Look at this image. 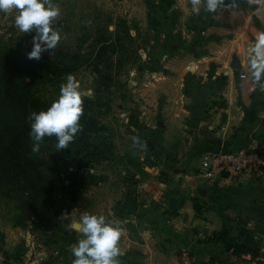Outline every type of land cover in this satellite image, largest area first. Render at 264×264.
<instances>
[{
    "label": "crops",
    "instance_id": "0c3cea01",
    "mask_svg": "<svg viewBox=\"0 0 264 264\" xmlns=\"http://www.w3.org/2000/svg\"><path fill=\"white\" fill-rule=\"evenodd\" d=\"M229 5L217 9L207 56L164 58L146 69L151 86L139 89L148 101L140 107L155 115L149 146L165 160L134 184L132 214L116 217L120 264H175L184 249L198 264H264V174L206 179L201 170L208 153L264 141V90L251 78L248 52L264 32V0Z\"/></svg>",
    "mask_w": 264,
    "mask_h": 264
},
{
    "label": "rangeland",
    "instance_id": "374dc122",
    "mask_svg": "<svg viewBox=\"0 0 264 264\" xmlns=\"http://www.w3.org/2000/svg\"><path fill=\"white\" fill-rule=\"evenodd\" d=\"M54 2L60 14L53 27L61 35L54 49L76 50L82 39L83 51L90 57L104 33L113 69L106 70L109 78L101 82L100 67L91 60L81 62L73 72L48 76L34 87L51 106L67 76L74 75L84 94L82 129L69 148L56 152V227L45 231L31 223L15 225L17 203L0 201V264H73L72 248L83 238L73 229V221L84 213L116 220L118 213L132 214L134 184L152 177L151 167L163 166L165 160L154 157L149 146L146 125L155 115L150 117L140 107L148 101L139 89L151 86L152 75L146 69L164 58L182 61L196 52L207 56L212 52L208 42L217 39V10L206 12L203 0L199 12L193 11L192 0ZM16 15L17 10L0 12V49L33 46L35 33H21L15 26ZM155 177L162 176L153 173Z\"/></svg>",
    "mask_w": 264,
    "mask_h": 264
},
{
    "label": "trees",
    "instance_id": "16d2710c",
    "mask_svg": "<svg viewBox=\"0 0 264 264\" xmlns=\"http://www.w3.org/2000/svg\"><path fill=\"white\" fill-rule=\"evenodd\" d=\"M87 34L88 31L83 33V43ZM107 41L104 33L101 34L98 48L90 57L83 51L82 39L76 50L52 49L39 60L28 59L32 47L0 49V201L17 203L20 212L14 219L15 225L31 223L37 230L48 231L59 222L54 201L59 175L56 138L45 137L39 153L31 150L29 117L50 107L34 87L48 76L71 73L81 67V62L90 60L100 67L99 80L105 81L109 78L106 70L113 69V61L107 55L110 47ZM242 233L252 243L249 230L243 229ZM250 251L258 253L256 247Z\"/></svg>",
    "mask_w": 264,
    "mask_h": 264
},
{
    "label": "clouds",
    "instance_id": "9594fccd",
    "mask_svg": "<svg viewBox=\"0 0 264 264\" xmlns=\"http://www.w3.org/2000/svg\"><path fill=\"white\" fill-rule=\"evenodd\" d=\"M204 10L214 13L225 0H203ZM239 0H230V7H236ZM193 11L199 12L201 0H192ZM17 10L15 26L21 33L34 32L32 50L28 59L39 60L44 52L54 49L61 35L53 27L60 14L59 5L54 0H0V12ZM251 78L258 88L264 89V32L257 34L255 42L249 47ZM84 94L80 81L72 74L61 85L60 95L47 110L31 113L30 138L32 152L39 153L45 137L56 138L57 151L69 148L82 129L80 124L84 112ZM72 227L83 238L72 248L75 257L73 264H120L122 255L119 241L122 227L119 221L104 215L84 213Z\"/></svg>",
    "mask_w": 264,
    "mask_h": 264
},
{
    "label": "built area",
    "instance_id": "2783aa9c",
    "mask_svg": "<svg viewBox=\"0 0 264 264\" xmlns=\"http://www.w3.org/2000/svg\"><path fill=\"white\" fill-rule=\"evenodd\" d=\"M201 170L206 179H213L219 173L234 179L246 174H264V141L255 140L239 149L208 153ZM175 264L198 263L191 252L184 249L179 252Z\"/></svg>",
    "mask_w": 264,
    "mask_h": 264
},
{
    "label": "water",
    "instance_id": "95a60500",
    "mask_svg": "<svg viewBox=\"0 0 264 264\" xmlns=\"http://www.w3.org/2000/svg\"><path fill=\"white\" fill-rule=\"evenodd\" d=\"M264 90V89H263Z\"/></svg>",
    "mask_w": 264,
    "mask_h": 264
}]
</instances>
